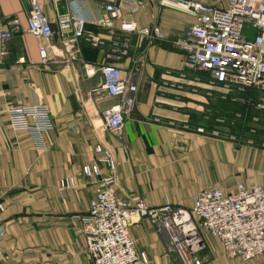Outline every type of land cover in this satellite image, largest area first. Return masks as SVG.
<instances>
[{"label":"crops","instance_id":"1","mask_svg":"<svg viewBox=\"0 0 264 264\" xmlns=\"http://www.w3.org/2000/svg\"><path fill=\"white\" fill-rule=\"evenodd\" d=\"M113 0H39L53 28L58 17L70 14L84 20L87 33L110 41L119 33L122 21L138 26L157 25L164 34L147 44L142 36H131V48L116 65L133 71L138 86L135 107L124 116L122 136L108 131L101 111L116 102L100 88L99 73L87 76L83 62L99 64L104 54L82 39L66 47L64 36L55 33L46 40L29 32L28 0H0V28L5 18H17L19 31L4 43L0 55V198L5 202V234L0 237V264H92L85 252V238L78 232L77 216L86 213L94 185L81 173L82 165L99 157L96 144L106 145L116 163L117 197L142 198L148 206L171 203L186 209L193 205L199 190L212 186L233 192L236 184L245 187L264 184V148L234 146L231 142L180 130L153 120L173 119L200 124L206 109L212 114L229 110L223 102L202 93H176L158 86L161 70L182 67V52L173 41L194 17L181 10L162 6L158 0H142L133 14L122 10L112 29L95 24L103 5ZM225 6V0H202ZM252 37L254 30L246 26ZM69 38V37H68ZM206 78L202 72H189ZM189 75V76H190ZM46 104L54 128L45 133L46 148L36 146L30 132L15 130L7 109L10 105ZM101 173L106 166L99 164ZM72 176L76 186L63 188L61 179ZM137 252H144L148 264H181L168 251L167 240L147 218L129 225ZM200 254L204 264H264V252L246 261L228 258L221 243L203 232Z\"/></svg>","mask_w":264,"mask_h":264},{"label":"built area","instance_id":"2","mask_svg":"<svg viewBox=\"0 0 264 264\" xmlns=\"http://www.w3.org/2000/svg\"><path fill=\"white\" fill-rule=\"evenodd\" d=\"M30 12L28 30L46 40L41 56L46 58V46L57 32L64 36L66 47H74L69 40L82 39L99 47L104 61L99 64L83 62L87 76L99 73L100 88L116 102L101 111L105 128L119 136L124 130V116L135 107L138 86L133 71H123L116 62L126 57L131 48V36L146 38L147 44L163 39L157 25L138 26L134 20L122 21L119 33L107 43L98 34L87 33L83 19L70 14L59 15L57 31L44 13L39 0H28ZM225 6L202 0H158L194 17V23L173 41L182 52V67L161 70L158 86L164 91L202 93L206 98L243 105L241 109L212 114L208 109L202 115L204 123L178 122L173 119L156 122L215 139L231 142L234 146L264 148V0H225ZM143 5L142 0H113L105 3L95 24L112 29L122 10L133 14ZM4 18L0 17V23ZM8 26L0 28V55L4 43L19 31L17 18H5ZM249 25L254 32L246 33ZM69 37V38H68ZM69 39V40H68ZM202 72L206 78L190 75ZM190 75V76H189ZM10 124L15 130L31 133L38 148H46L45 133L55 126L46 104L10 105L7 109ZM96 161L81 167L82 175L94 185V194L85 214L79 219L78 232L85 238V252L92 264H148L144 252H137L129 233V225L147 218L155 230L167 240L168 251L176 254L181 264H204L200 254L204 246L203 232L216 238L224 255L246 261L264 252V184L245 187L236 184L233 192H224L212 186L199 190L190 209L163 203L148 206L142 198L121 199L115 193L116 163L111 150L99 143L94 147ZM106 166L102 174L99 164ZM63 188H74L72 176L61 179ZM5 202L0 198V237L5 234Z\"/></svg>","mask_w":264,"mask_h":264},{"label":"trees","instance_id":"3","mask_svg":"<svg viewBox=\"0 0 264 264\" xmlns=\"http://www.w3.org/2000/svg\"><path fill=\"white\" fill-rule=\"evenodd\" d=\"M221 102H223L224 106L227 107L226 110H229V111L238 110L243 107V105L239 103L230 102L229 100H224ZM199 119L201 120V123H204V120L202 119L201 116H199Z\"/></svg>","mask_w":264,"mask_h":264}]
</instances>
